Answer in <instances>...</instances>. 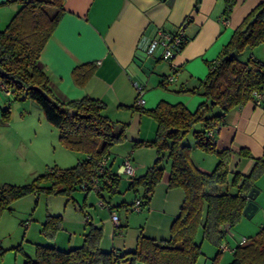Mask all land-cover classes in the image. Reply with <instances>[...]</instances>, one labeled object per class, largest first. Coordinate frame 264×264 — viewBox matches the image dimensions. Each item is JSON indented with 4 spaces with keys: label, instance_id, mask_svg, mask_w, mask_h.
I'll return each mask as SVG.
<instances>
[{
    "label": "trees",
    "instance_id": "1",
    "mask_svg": "<svg viewBox=\"0 0 264 264\" xmlns=\"http://www.w3.org/2000/svg\"><path fill=\"white\" fill-rule=\"evenodd\" d=\"M235 2L223 0L224 19L230 15ZM8 3L17 4L18 8L0 29V84L17 98L24 95L35 101L45 119L58 128L60 143L82 152L83 157L69 167H50L31 182L0 185V215L10 209L13 200L26 194L44 192L71 196L75 189L84 190L85 195L94 191L102 204L98 205L109 209L131 207L135 210L132 205L136 200L140 209L145 208L165 170L164 159L169 169L168 186L180 187L183 193L165 239L141 233L133 250L103 251L99 245L102 227L90 222L86 215L80 245L59 249L37 243L33 256H28L22 264H197L202 254L201 244L195 240L199 231L201 239L216 245L217 253H221L220 244L227 230L243 216L242 209L247 202L241 192H248L264 173V155L254 157L240 148L237 151L240 156L253 158L252 167L248 173L235 172L229 179L230 150L218 149L215 142L225 114L249 101L253 91L264 89V62L254 56L244 59L241 56L245 48L251 49L264 41V0L243 17L217 57L207 62L206 75L196 89L190 90L203 98L194 111L166 101L148 109L137 106L156 121L154 138L144 143L155 146L156 158L143 174L127 177V189L135 195L133 202L120 201L115 205H109L110 198L119 192V182L126 176L117 173L116 167L110 169L108 154L110 146L125 139V125L116 129V123L102 113L105 105L100 99L88 95L67 101L59 99L50 88L47 73L37 64L41 49L65 13V0H5L0 5ZM185 42L184 38L183 46ZM95 68V62H84L74 66L71 74L76 82L84 83ZM159 83L169 88V77ZM1 114L7 120L8 108ZM190 130L195 147L216 154L210 173L202 171L192 161V145L184 142ZM210 130L216 131L209 135ZM102 158L106 162L98 173ZM222 186H226L224 190ZM60 221L61 215H48L42 233L54 238ZM115 228L121 230L119 221ZM245 239L246 242L240 243L239 238L232 247V258L227 264H264V226Z\"/></svg>",
    "mask_w": 264,
    "mask_h": 264
},
{
    "label": "crops",
    "instance_id": "2",
    "mask_svg": "<svg viewBox=\"0 0 264 264\" xmlns=\"http://www.w3.org/2000/svg\"><path fill=\"white\" fill-rule=\"evenodd\" d=\"M260 1L236 0L230 15L224 19L223 0H65V13L41 49L37 64L47 73L50 88L59 99L67 101L86 95L100 99L105 105L102 113L116 123V129L125 125V139L110 146L108 165L113 170L127 157L134 176H138L156 158L155 146L144 144L154 138L156 121L135 104L136 84L143 90L144 101L140 106L144 109L166 101L194 111L203 98L190 90L199 86L208 71L207 62L217 57L234 28ZM17 8L14 3L0 5V24H6ZM158 30L167 33L181 30L184 34L186 42L170 62L144 53L145 46ZM84 62H95L96 68L84 83H78L71 71ZM171 76L169 88L162 87L159 81ZM179 88L181 90H177ZM26 101L30 114L35 112L39 116L40 106L30 98ZM224 117L215 142L218 149L230 150V179L233 173L246 174L252 167L253 158L240 156L237 153L240 148L254 157L264 155V106L257 107L247 101L230 109ZM201 150L191 148L192 161L196 167L210 173L216 161ZM163 164L165 170L147 207L136 211L131 207L114 210L98 206L97 213L87 215L90 222L102 227L99 245L103 251L133 250L141 233L156 239L168 237L183 193L180 187L168 186L169 169L165 159ZM123 181L126 192L119 194L120 200L111 197L109 205L135 199L127 189V177H123ZM255 186L258 189L254 198L258 204L255 212H260L264 219V173ZM83 210L85 212L84 207ZM112 213H116L121 230L115 228ZM85 227L84 220V225L81 227L80 223L77 229L80 233L67 229L64 240L57 234L54 246L68 249L80 245Z\"/></svg>",
    "mask_w": 264,
    "mask_h": 264
},
{
    "label": "rangeland",
    "instance_id": "3",
    "mask_svg": "<svg viewBox=\"0 0 264 264\" xmlns=\"http://www.w3.org/2000/svg\"><path fill=\"white\" fill-rule=\"evenodd\" d=\"M4 25L0 24V29ZM241 56L243 59L254 56L264 61V41L251 49L245 48ZM26 100L28 97L21 95L17 98L14 93L6 91L0 85V185L31 182L50 167H68L83 156L82 152L65 148L60 143L58 128L45 119L41 109L39 116L35 112L30 114L31 109ZM5 108L9 111L7 120H4L1 114ZM184 142L195 147L192 130L186 134ZM201 153L217 160L213 152L201 150ZM119 183V192L112 196L115 200H120L119 194L126 192L123 177ZM104 194L107 195L106 192ZM98 201L99 197L94 191L85 195L81 189L72 191L71 196L39 192L13 200L9 205L10 209L0 215V264H22L28 256H33L37 243L54 246L53 239L60 233V238L63 236L64 240V236L68 235L67 229H73L76 234L80 233L77 229L80 223L81 227L84 225L85 216L91 212L95 214L99 210ZM58 214L61 215L60 228L54 238H49L42 233L43 222L48 215ZM261 215L260 212H255L251 217L243 216L230 226V234L225 235L222 244L234 247L239 238L252 237L264 226ZM195 240L201 244L202 253L197 264H212L213 261L214 264H227L232 258V252L229 250L217 253L218 247L204 238L201 239L200 231ZM49 242L51 244H46ZM59 243L57 242V245H61Z\"/></svg>",
    "mask_w": 264,
    "mask_h": 264
},
{
    "label": "built area",
    "instance_id": "4",
    "mask_svg": "<svg viewBox=\"0 0 264 264\" xmlns=\"http://www.w3.org/2000/svg\"><path fill=\"white\" fill-rule=\"evenodd\" d=\"M157 35L153 38H151L149 40V42L147 43V45L145 46V50L144 53L152 56L156 59L158 58H163L168 60L169 62L172 61L174 59V56L180 52V50L182 49L183 46V42H184V34L182 33L181 30H178L176 32L173 33H167L161 30H158ZM173 77L171 76L169 78V80H171ZM3 88L4 86L2 84H0ZM136 90H137V94H136V100H135V104L137 106H140L143 103V90L141 86H138L136 84ZM253 97L249 100V102H251V104L255 105V106H264V89L262 90H258V91H253L252 93ZM216 130H210L208 132L209 135H213L215 133ZM106 159L102 158L101 162L99 163L98 167H97V172L100 173L103 165L105 164ZM116 171L119 174H122L126 177H132L134 175V170L133 167L131 165V162L129 160V158L125 157V159H123L117 166H116ZM97 187V186H96ZM96 189V188H95ZM98 189V187H97ZM96 189V190H97ZM100 205L101 201L98 202ZM132 207H134L135 210L139 211L140 207H139V202L138 200H136ZM111 220H113L114 225H116L118 223L117 220V215L116 213H112L111 214ZM229 229L227 230V233H229ZM240 243H244L246 242V239L244 237L240 238ZM233 248L226 246L225 244H220V250L221 251H231Z\"/></svg>",
    "mask_w": 264,
    "mask_h": 264
},
{
    "label": "water",
    "instance_id": "5",
    "mask_svg": "<svg viewBox=\"0 0 264 264\" xmlns=\"http://www.w3.org/2000/svg\"><path fill=\"white\" fill-rule=\"evenodd\" d=\"M69 112H72L69 109ZM258 193V189L255 186H252L248 192H241V195L246 199V205L242 209V215L251 217L253 213L257 210L258 204L254 202V198Z\"/></svg>",
    "mask_w": 264,
    "mask_h": 264
}]
</instances>
